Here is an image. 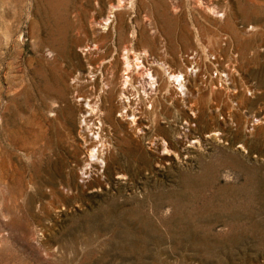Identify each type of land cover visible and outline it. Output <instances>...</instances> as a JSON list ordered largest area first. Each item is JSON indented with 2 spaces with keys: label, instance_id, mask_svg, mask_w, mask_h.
Masks as SVG:
<instances>
[{
  "label": "rangeland",
  "instance_id": "obj_1",
  "mask_svg": "<svg viewBox=\"0 0 264 264\" xmlns=\"http://www.w3.org/2000/svg\"><path fill=\"white\" fill-rule=\"evenodd\" d=\"M0 264H264V0H0Z\"/></svg>",
  "mask_w": 264,
  "mask_h": 264
},
{
  "label": "bare ground",
  "instance_id": "obj_2",
  "mask_svg": "<svg viewBox=\"0 0 264 264\" xmlns=\"http://www.w3.org/2000/svg\"><path fill=\"white\" fill-rule=\"evenodd\" d=\"M179 5H180V4H179ZM187 31H188V30H187ZM177 32H178V31H177ZM183 33H184V32H183ZM184 35H186V34H184ZM186 36H187V35H186ZM189 36H190V35H189ZM185 39H186V38H185ZM186 40H187V39H186ZM213 42H214V41H213ZM127 50H128V49H127ZM114 51H115V50H114ZM114 54H115V53H114ZM127 55H128V54H127ZM118 56H119V55H118ZM111 57H112V56H111ZM128 57H129V56H128ZM112 60H113V58H112ZM119 60H121V59H119ZM135 60H136V58H135ZM113 61H115V60H113ZM130 61H131V60L129 59V62H130ZM182 61H183V60H182ZM118 62H119V61H118ZM124 62H125V61H124ZM124 62H123V63H124ZM120 63H122V62H120ZM125 63H127V62H125ZM125 63H124V64H125ZM181 63H182V62H181ZM110 64H111V63H110ZM114 64H115V63H114ZM116 64H118V63H116ZM124 64H123V65H124ZM129 64H130V63H129ZM129 64H128V63L126 64V67H127V68H128V65H129ZM150 64H151V63H150ZM183 64H184V63H183ZM136 65H137V63H136ZM110 66H113V65H110ZM149 66H150V65H149ZM199 66H200V65H199ZM152 67H153V66H152ZM158 67H159V66H158ZM185 67H186V64H185ZM185 67H184V68H185ZM109 68H111V67H109ZM112 68H113V67H112ZM112 68H111L110 70H114L115 67H114L113 69H112ZM117 68H118V67H117ZM129 68H130V67H129ZM150 68H151V67H150ZM184 68H183V71H184ZM186 68H187V67H186ZM106 69H107V68H106ZM155 69H156V67H155ZM159 69H161V68H159ZM178 69H179V68H178ZM120 70H121V69H120ZM131 70H132V68H131ZM179 70H180V69H179ZM186 70H187V69H186ZM186 70H185V71H186ZM124 71H125V70H124ZM156 71H157V70H156ZM156 71H155V72L153 71V72L156 73ZM159 71H160V70H159ZM90 72H91V71H90ZM109 72H110V71H109ZM115 72H116V71H115ZM129 72H130V71H129ZM131 72H132V71H131ZM146 72H147V71H146ZM127 73H128V72H127ZM148 73H149V71H148ZM161 73H162V72H161ZM184 73H185V72H184ZM186 73H187V72H186ZM186 73H185V74H186ZM128 74H129V73H128ZM128 74H127V75H128ZM149 74H150V73H149ZM149 74H148V76H149ZM174 74H175V73H174ZM181 74H182V73H181ZM111 75H112V73H111ZM114 75H115V73H114ZM156 75H157V74H156ZM186 75H188V74H186ZM117 76H118V75H117ZM113 77H114V76H113ZM118 77H119V76H118ZM126 77H127V76H126ZM131 77H132V76H131ZM154 77H155V76H154ZM159 77H160V76H159ZM161 77L164 78L163 76H161ZM174 77H175V80L178 82V81L180 80V77H181V76L178 74V75H174ZM186 77H188V76H186ZM127 78H128V77H127ZM170 78H172V76H171ZM108 79H109V78H108ZM116 79H117V78H116ZM119 79H120V78H119ZM130 79H131V78H130ZM136 79H137V78H136ZM159 79H161V78H159ZM199 79H200V78H199ZM199 79H198V80H199ZM106 80H107V79H106ZM110 80H111V79H110ZM121 80H122V79H121ZM123 80H124V79H123ZM132 80H133V79H132ZM166 80H167V79H166ZM175 80H174V81H175ZM125 81H126V79H125ZM163 81H164V80H163ZM122 82H123V81H122ZM122 82L119 81V83H122ZM164 82H165V81H164ZM166 82H168V81H166ZM166 82H165V83H166ZM180 82H181V81H179V83H180ZM108 83H110V82H108ZM111 83H112V82H111ZM114 83H115V82H114ZM125 83H127V81H126ZM106 84H107V83H106ZM159 84H160V83H159ZM88 85H89V84H88ZM114 85H116V84H114ZM161 85H164V84H161ZM179 85H180V84H179ZM111 86H112V85H111ZM111 86H109V87L112 88ZM120 86H121V85H120ZM120 86H119V87H120ZM165 86H167V84H166ZM165 86H164V87H165ZM71 87H72V86H71ZM127 87H128V86H127ZM127 87H126V88H127ZM143 87H144V86H143ZM117 88H118V87H117ZM121 88H122V87H120V89H121ZM123 88H124V86H123ZM131 88H132V87H131ZM131 88L128 87L127 90L129 91V89H131ZM93 89H94V88H93ZM118 89H119V88H118ZM120 89H119V91H120ZM136 89H137V88H136ZM122 90H123V89H122ZM125 90H126V89H125ZM130 91H131V90H130ZM130 91H129V93H130ZM92 92H93V91H92ZM124 92H125V91H124ZM134 92H135V90H134ZM94 93H95V92H94ZM114 93H115V92H114ZM121 93H122V92H121ZM111 94H112V93H111ZM127 94H128V93H127ZM93 95H94V94H93ZM96 95H98V94L96 93ZM100 95H101V94H100ZM100 95H99V96H100ZM121 95H122V94H121ZM90 96H91V95H90ZM118 96H119V94H118ZM93 97H94V96H93ZM244 97H245V96H244ZM244 97H243V98H244ZM94 98H95V97H94ZM85 99H86V98H85ZM96 99H97V98H96ZM96 99H95V100H96ZM106 99H107V98H106ZM124 99H125V98H124ZM91 100H92V99H91ZM91 100H90V101H91ZM97 100H98V99H97ZM90 101H89V102H90ZM89 102H88V103H89ZM97 102H98V101H97ZM97 102H96V103H97ZM125 102H126V101H125ZM142 102H143V101H142ZM96 103H93V105L96 104ZM85 104H86V103H85ZM121 104H122V103H121ZM96 105H97V104H96ZM98 105H99V104H98ZM128 105H130V104H128ZM191 105H192V104H191ZM88 106H89V105H88ZM95 107H96V106H95ZM122 107H125V106H122ZM189 107H190V106H189ZM91 108H92V107H91ZM101 108H102V107H101ZM120 108H121V106H120ZM129 108H130V107H129ZM85 109H86V108H85ZM98 109H99V108H98ZM90 110H91V109H90ZM95 110H96V109H95ZM95 110H94V111H95ZM99 110H100V109H99ZM107 110H109V109H107ZM191 110H192V108H191ZM191 110H190V111H191ZM86 111H87V110H86ZM111 111H112V110H111ZM136 111H137V110H136ZM41 112H42V111H41ZM90 112H91V111H90ZM107 112H108V111H107ZM138 112H140V111H138ZM192 112H193V111H192ZM87 113H88V112H87ZM91 113H92V112H91ZM93 113H94V112H93ZM99 113H100V112H99ZM109 113H111V112H109ZM135 113H136V112H135ZM140 113H141V112H140ZM41 114H42V113H41ZM85 114H86V113H85ZM130 114H131V113H130ZM156 114H157V113H156ZM107 115H108V114H107ZM138 115H139V114H138ZM36 116H37V115H36ZM40 116H41V115H40ZM81 116H83V115H81ZM86 117H87V116H86ZM94 117H95V116H94ZM97 117L99 118V116H97ZM42 118H43V117H42ZM84 119H85V118H84ZM98 120H99V119H98ZM190 120H191V119H190ZM36 121H37V120H36ZM94 121H95V120H94ZM85 122H86V121H85ZM132 122H133V119H132ZM189 122H190V121H189ZM45 123H46V122H45ZM87 123L89 124V121L86 122V124H87ZM93 123H94V122H93ZM142 123H143V122H142ZM37 124H38V123H37ZM90 124H91V123H90ZM129 124H130V123H129ZM132 124H134V123H132ZM145 124H146V123H145ZM34 125H35V124H34ZM39 125H40V124H39ZM41 125H42V124H41ZM140 125H141V124H140ZM46 126H47V125H46ZM130 126H131V125H130ZM142 126H143V125H142ZM144 126H145V125H144ZM39 127H40V126H39ZM43 127H44V125H43ZM131 127H132V126H131ZM135 127H137V126H135ZM146 127H147V126H146ZM46 128H47V127H46ZM133 128H134V127H133ZM90 129H91V127H90ZM93 129H94V128H93ZM98 129H99V128H98ZM98 129H97V130H98ZM41 130H42V129H40V131H41ZM43 130H44V129H43ZM135 130H136V129H135ZM135 130H134V131H135ZM36 131H37V130H36ZM46 131H47V130H46ZM41 132H42V131H41ZM135 132H136V131H135ZM37 133H38V132H37ZM93 133H94V132H93ZM45 134H46V133H45ZM102 134H103V133H102ZM184 134H185V133H184ZM215 134H216V133H215ZM38 135H39V134H38ZM38 135H37V136H38ZM83 135H84V134H83ZM90 135H91V134H90ZM90 135H89V137H91ZM100 135H101V134H100ZM209 135H210V134H209ZM37 136H36V137H37ZM84 136H85V135H84ZM84 136H82V137H84ZM179 136L181 137V135H179ZM184 136H185V135H184ZM86 137H87V136H86ZM186 137H187V136H186ZM209 137H210V136H209ZM139 138H140V137H139ZM85 139H86V138H85ZM92 139H94V138L92 137ZM95 139H97V138H95ZM95 139H94V140H95ZM128 139H129V138H128ZM215 139H216V138H215ZM217 139H218V138H217ZM220 139H221V138H220ZM83 140H84V139H83ZM97 140H98V139H97ZM129 140H130V139H129ZM47 141H48V140H47ZM47 141H46V142H47ZM95 141H96V140H95ZM95 141H94V142H95ZM102 141H104V139H103ZM102 141H101V142H102ZM138 141H139V140H138ZM163 141H164V139H163ZM84 142H85V141H84ZM202 142H203V141H202ZM210 142H212V141H210ZM216 142H217V141H216ZM218 142H219V141H218ZM218 142H217V143H218ZM86 143H87V141H86ZM97 143H98V142H96V145H97ZM127 143H129V142L127 141ZM130 143H131V142H130ZM220 143H221V142H220ZM101 144H102V143H101ZM106 144H107V142H106ZM106 144H105V146H106ZM157 144H158V143H157ZM49 145H50V144H49ZM87 145H88V144H86V147H87ZM89 145H90V144H89ZM102 145H103V144H102ZM128 145H129V144H128ZM211 145H212V144H211ZM213 145H214V144H213ZM219 145H220V144H219ZM42 146H43V145H42ZM109 146H110V145H109ZM156 146H157V145H156ZM203 146H204V145H203ZM43 147H44V146H43ZM90 147H91V146H90ZM96 147H97V146H96ZM99 147H100V146H99ZM118 147H119V146H118ZM83 148H84V147H83ZM94 148H95V147H94ZM94 148H93V149H94ZM106 148H107V147H105V149H106ZM199 148H201V147H199L197 141H196V140H193V141H190L189 144L185 145V147H184V151H185V153H187L189 156H191V155H194L197 151H199ZM203 148H204V147H203ZM39 149H40V148H39ZM42 149H43V148H42ZM87 149H88V147L86 148V150H87ZM103 149H104V148H103ZM105 149H104V151H105ZM96 150H98V149H96ZM170 150H171V149H170ZM38 151H39V150H38ZM38 151H36V152H38ZM45 151H47V148L45 149ZM98 151H99V150H98ZM106 151H107V149H106ZM123 151L125 152V150H123ZM240 151H241V150H240ZM83 152H84V151H83ZM91 152H92V151H91ZM95 152H96V151H95ZM109 152H110V151H109ZM166 152H167V151H166ZM170 152H171V151H170ZM174 152H175V151H174ZM199 152H200V151H199ZM242 152H243V151H242ZM246 152H247V151H246ZM41 153H42V151H40V154H41ZM44 153H45V152H44ZM99 153H100V151H99ZM171 153H173V151H172ZM36 154H37V153H36ZM85 154H86V153H85ZM87 154H88V153H87ZM93 154H94V153H93ZM100 154H101V153H100ZM104 154H105V153H104ZM107 154H109V153H107ZM110 154H111V153H110ZM37 155H38V154H37ZM189 156H188V157H189ZM86 157H88V156H86ZM177 157H178V156H177ZM37 158H38V157H37ZM97 158H98V157H97ZM102 158H103V157H102ZM105 158H106V157H105ZM176 159H177V158H176ZM107 161H108V160H107ZM105 162H106V161H105ZM108 163H109V161H108ZM119 177H120V176H119Z\"/></svg>",
  "mask_w": 264,
  "mask_h": 264
}]
</instances>
